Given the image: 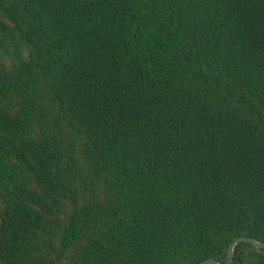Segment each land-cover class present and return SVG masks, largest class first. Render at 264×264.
Returning a JSON list of instances; mask_svg holds the SVG:
<instances>
[{
	"label": "trees",
	"instance_id": "obj_1",
	"mask_svg": "<svg viewBox=\"0 0 264 264\" xmlns=\"http://www.w3.org/2000/svg\"><path fill=\"white\" fill-rule=\"evenodd\" d=\"M236 238L264 243V0H0V264Z\"/></svg>",
	"mask_w": 264,
	"mask_h": 264
},
{
	"label": "water",
	"instance_id": "obj_2",
	"mask_svg": "<svg viewBox=\"0 0 264 264\" xmlns=\"http://www.w3.org/2000/svg\"><path fill=\"white\" fill-rule=\"evenodd\" d=\"M239 243H249V244L253 245L258 250H260V249L264 250V243L254 239V238H236L235 240H233L231 242V244L228 247L227 259L225 262L220 263V262H217L216 260H213V259H207V260L200 262V263H197V264H231L232 260H233V256H234V252H233L234 247Z\"/></svg>",
	"mask_w": 264,
	"mask_h": 264
}]
</instances>
